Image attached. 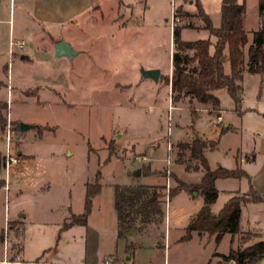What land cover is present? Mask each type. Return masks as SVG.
Returning a JSON list of instances; mask_svg holds the SVG:
<instances>
[{"label":"rangeland","instance_id":"374dc122","mask_svg":"<svg viewBox=\"0 0 264 264\" xmlns=\"http://www.w3.org/2000/svg\"><path fill=\"white\" fill-rule=\"evenodd\" d=\"M194 3L74 0L77 19L38 26L17 2L0 0V101L5 103L6 118L5 127L0 128V180L5 175L2 162L8 126L11 152L18 158L19 147L27 155L10 165V174L21 180L10 179L7 190L4 182L0 186V258L7 253L10 239L18 237L23 244L21 258L37 264H104L108 257L113 264H230L220 251L245 246L256 239L252 232H262L252 219L258 211L243 204L244 219H248L243 226L252 232L238 234L230 248L228 236L216 248L213 239L194 233L182 239L190 216L203 205L200 194L182 190L167 198L163 218L148 226L136 219L135 231L118 233L116 184L165 185L166 191L177 185L175 177L197 184L203 166L189 149L180 147L192 130L208 139L199 140L208 146L204 156L214 170L234 169L260 127L254 119L235 112L225 89L216 91L223 109L219 119L214 111H201L192 121L187 100L176 104L182 108L171 102L165 80L171 74L172 28H203ZM246 6V29L250 30L256 28L258 0H246ZM200 36L185 29L181 38ZM10 40L14 42L11 56ZM18 41L24 43L21 48ZM60 41L68 42L76 54L56 57L55 44ZM145 67L159 69L157 83L141 80ZM249 86L242 110L254 106L258 98L257 88ZM20 122L32 127L20 131ZM227 124L233 130L222 133ZM212 142L213 148L209 147ZM138 169L139 174H134ZM97 172L101 189L92 199L86 224L66 229L72 214L83 213L86 183L94 182ZM216 188L215 214L234 192L244 193L248 186L244 178H219ZM17 217L23 220V229Z\"/></svg>","mask_w":264,"mask_h":264},{"label":"trees","instance_id":"16d2710c","mask_svg":"<svg viewBox=\"0 0 264 264\" xmlns=\"http://www.w3.org/2000/svg\"><path fill=\"white\" fill-rule=\"evenodd\" d=\"M197 15L203 22V28L214 37L199 38L195 40H183L181 28H172L173 51L171 55V74L166 76V84L170 86L171 102H177L182 97L188 98V102L202 105H210L211 110L219 113L220 100L215 94L219 89H225L234 102L235 112L241 113L243 100L242 64L244 58V46L248 42L244 29L245 3L238 0H221L220 23L217 27L209 15H207L199 0H195ZM258 10L261 17L260 27L252 33L251 42L247 47V71L249 73L264 74V0H258ZM192 27V26H189ZM225 48L228 50L230 71L226 72L222 60ZM5 103L0 101V128L5 127L6 118L2 109ZM19 128V125H18ZM20 130V129H19ZM215 142L209 145L213 148ZM181 149H189L190 155L203 166L204 174L197 184H186L175 177L177 185L166 191L165 185L138 184L134 186L116 184L114 186V206L118 217V233L134 230V221L139 219L144 226L156 219L164 217L163 204L167 198H171L178 192L185 190L195 192L202 196L203 205L199 211L189 219L185 227V235L182 239H188L192 232L214 236L218 243L224 234H239V220L241 205L247 203H264V194L257 191L251 184L245 193L234 194L226 201L218 213L214 214L211 205L218 196L215 181L219 178H241L249 175L240 167L227 169L218 167L210 169L204 156V150L208 147L200 140H194L190 144H180ZM112 148L110 154H112ZM100 172H97L94 182L86 183L84 211L80 215H71V221L65 226L81 224L85 225L92 206V199L100 192ZM3 181L0 180V186ZM140 230V229H137ZM225 261H233V264H256L264 257V240H258L250 245L239 244L236 248H230L227 254H220Z\"/></svg>","mask_w":264,"mask_h":264},{"label":"crops","instance_id":"0c3cea01","mask_svg":"<svg viewBox=\"0 0 264 264\" xmlns=\"http://www.w3.org/2000/svg\"><path fill=\"white\" fill-rule=\"evenodd\" d=\"M14 1L17 2V6L23 12V14H25L30 19V22H32V23L35 22V24L37 23L38 26L43 25L45 23L64 24L67 22H72L73 20L77 19L76 13H75L76 11L73 10V8H72V1H74V0H13V2ZM199 1L201 3V6H202L204 12L207 15H209V17L211 18V20L213 22V25L215 27H217L220 23V17H221V13H220L221 0H199ZM238 3H245V5H246V0H238ZM189 6L191 7V9H192V7H194V5L192 4L191 1H189ZM246 13H247V6H246ZM246 13L244 16V29H245V32L247 33L248 42L244 46L245 54H244L243 64H242V75H243V77H242V80L239 82V84L242 86L243 102L248 101L244 97H246V91L250 90L249 85H251V87H253L252 89L257 88L258 98L256 99V101H254V103H255L254 106L246 105L245 107H243L241 115L243 118L245 117L249 120L254 119L256 121V124H259L260 127L255 129L254 134L256 137L254 139H252L253 142H252V145L250 146V149L247 151L241 152L240 156L238 157V165L250 177V181H248L247 177H241L247 181V186H248L247 190L244 191V193L248 191L249 184H251L257 191L264 194V74L249 73L247 71V47L251 42L252 33L254 31H256L261 25V17H260L258 6H257V14H258L257 18L258 19H257L256 28H251L250 30H247L246 29ZM185 29H193L201 35L200 38H210L214 41V37L209 34V31L206 29H203V28H195V29L194 28H181V36H182V33ZM195 39H199V38H191V40H195ZM10 42H11V40H10ZM10 42H9V48H10ZM172 51H173V49H172ZM172 51L170 52V61H171ZM222 60H223L225 71L229 72L230 67H229V57H228L227 48H225V50H224ZM227 62H228V66L226 64ZM144 69H148V68L145 67ZM145 79H150V78H145ZM145 79H141V80H145ZM155 83H157V81ZM167 86H168V92L170 93V86L168 84H167ZM215 94H216V91H215ZM170 99H171V96H170ZM182 100H187V102H188V98H186V97H182L179 101H182ZM179 101L174 102L173 104L176 105L177 103H179ZM194 103L190 104L188 102L189 107H187L193 116L192 121H194V119L198 116V114L201 111H204L208 114L213 113L211 108H210V105L199 104V105H202L203 108H197L196 109L192 106ZM196 104H198V103H196ZM175 108H182V107H179L176 105ZM222 111H223V109L221 108V110L218 114L215 113L216 118H221V112ZM228 130H233L232 125L227 124L223 128L222 133L226 132ZM192 139H194V140H199V139L200 140H204V139L208 140L207 138L200 136L197 132H194V130H192V136H188L187 139L183 140L185 142L184 144H190L189 141ZM17 151H18V155H19L18 156L19 161H23V158L26 157L27 155L25 153H23L22 150L19 149V147L17 148ZM143 157H145V156L143 155ZM197 169H198V167H197ZM20 180H21V177L19 175H16V174L13 175V177H12L13 183H18ZM218 180L219 179H216L215 185L217 184ZM134 184H138V183H134ZM143 184H147V183H143ZM148 185H153V184H148ZM246 205L247 206H254V208L258 211L257 218H252V219L254 220V222L259 223L261 225V229H262L261 233H256V232H252L251 230H247V228H244L243 222L244 221L247 222L248 219H247V217H246L247 220L244 219L243 211L246 208V206L243 207L241 209V213H240L239 232L250 231L254 234V237L256 239L251 240V241H247V243H246V245H250V244H252L258 240H262V239L264 240V203H247ZM212 206H213V204L211 205V210H212ZM261 206H263V207H261ZM69 217H67L66 219H68ZM191 217L192 216H190V218ZM17 218H18V224L20 225V228L22 227V229H23V220L20 217H17ZM17 218H15V219H17ZM65 222H67V221H65ZM118 224H119V222H118V218H117V228H118ZM144 226H148V224L144 225ZM71 227H72V225H69V226H66L65 228L70 229ZM131 231H135V230H131ZM141 232H143V231H141ZM193 233L197 234L199 237L206 238L208 241L210 239H213L214 243L216 245L214 248L217 247V245L220 243V241L225 236H228L229 248H230L231 243L232 244L234 243V238L238 236V234L232 235V234L226 233L223 235L221 240L218 243H216L214 236L208 237L204 233L198 234L197 232H192L191 236L188 239H190L192 237ZM18 239H19L18 237L17 238L14 237V238L10 239V247H9L6 255H4L2 252V256L0 258V264H37L34 261H27V260L21 258V252L23 250V244ZM238 245L239 244H237V246ZM220 252L221 253H219V254H227L228 253V252L225 253L222 251H220ZM231 262L232 263H230V264H233V261H231ZM90 263H92V262H90V261H89V263L77 262L74 264H90ZM44 264H55V263L54 262H44ZM256 264H264V257L259 259L256 262Z\"/></svg>","mask_w":264,"mask_h":264},{"label":"built area","instance_id":"2783aa9c","mask_svg":"<svg viewBox=\"0 0 264 264\" xmlns=\"http://www.w3.org/2000/svg\"><path fill=\"white\" fill-rule=\"evenodd\" d=\"M16 45L21 48L24 45V43L22 41H18V42H16ZM13 46H14V42L11 41L10 42V48H9L10 56L14 54ZM217 119H219V118H217ZM5 140H6V151H5V154L3 156L2 165H3L4 169H5L3 187L5 188V190H7L8 182L13 177V175L10 174V165L12 163H18L19 162V158L15 157L13 155V153L11 152L10 144H11V141H12V131L10 130L9 126L5 130ZM167 149L168 150L171 149V143L167 144ZM167 163H169V157H167ZM5 248H6V246H5ZM5 255H6V251H5ZM104 264H113V258L112 257H108L105 260Z\"/></svg>","mask_w":264,"mask_h":264},{"label":"water","instance_id":"95a60500","mask_svg":"<svg viewBox=\"0 0 264 264\" xmlns=\"http://www.w3.org/2000/svg\"><path fill=\"white\" fill-rule=\"evenodd\" d=\"M55 56L60 57V56H67L71 58L73 55L76 54V51L72 49L71 45L66 42V41H60L55 44ZM141 78H150L153 81H158L160 71L157 68H151V69H141ZM32 125L26 124L23 122L19 123V129L20 131H26L29 128H31ZM134 174H139V169L134 173Z\"/></svg>","mask_w":264,"mask_h":264}]
</instances>
